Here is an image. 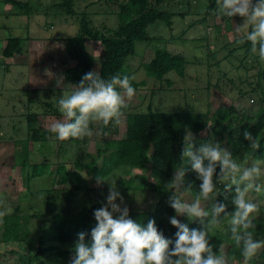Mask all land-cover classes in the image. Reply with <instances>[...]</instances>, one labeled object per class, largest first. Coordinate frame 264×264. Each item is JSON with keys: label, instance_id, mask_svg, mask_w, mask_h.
I'll return each mask as SVG.
<instances>
[{"label": "rangeland", "instance_id": "1", "mask_svg": "<svg viewBox=\"0 0 264 264\" xmlns=\"http://www.w3.org/2000/svg\"><path fill=\"white\" fill-rule=\"evenodd\" d=\"M15 1L27 2L28 6L21 9L12 1L0 0V207L12 209L5 215L9 217L6 227L19 240L7 243L3 236L4 221L0 223V264H69L74 244L54 240L60 225L56 216L69 203L70 218H73L91 202L105 204L110 187H116L121 193L129 212L150 208L155 201L156 196L150 191L126 190L125 181L130 176L121 170L113 172L98 186L96 177L84 166L81 171L77 170L84 185L80 190L75 189L81 183L79 180L61 184L62 174L51 175L60 165L65 166L61 172L76 171L77 161L100 166L102 159L97 154L101 147L104 149V140L125 137L126 114L118 125H91L92 136L73 143L56 140L54 133L47 143H31L30 163L47 164L44 166L47 170L44 176L30 181L28 171L18 164L22 145L15 142L27 140V115L37 110V102L49 100L58 105L63 93L73 91L63 77L65 68L74 64L66 54V42L79 33L82 19H88L91 27L108 33L119 26V5L128 0H73L75 13L71 15L61 6L66 0ZM210 8V0H163L158 10L176 14L172 26L164 21L150 25L147 29L150 39L136 42L135 54L127 59L123 72L137 86L135 96L127 101L129 111L151 109L199 114L210 125L197 135L200 144L208 139L222 142L220 136L208 138L218 110L228 112L232 107L236 110L232 114L234 118L237 114L255 116L264 108V62L249 52L251 47H245L246 43H236L243 37V32H237L243 18L223 16L217 4L212 12ZM50 35L61 43H55L54 47L51 42L45 45ZM11 38L21 39L23 52L8 59L3 55V48ZM87 46L97 58L94 70L99 72L104 59L101 42L89 40ZM158 50L184 55L189 62L186 76L180 78L172 72L164 82L148 76L143 65ZM59 77H63L61 87L56 83ZM62 120V115L44 116L40 124L51 132L50 125ZM238 160L242 162L243 157ZM145 175L152 181L150 170ZM51 188L55 191H45ZM101 188L103 191L98 193L97 189ZM183 198L191 202L194 196L185 194ZM250 199L264 210V192L250 193ZM263 215L260 212L259 216ZM15 225H20L16 231ZM224 254L228 264H246L242 259H232L226 246Z\"/></svg>", "mask_w": 264, "mask_h": 264}, {"label": "trees", "instance_id": "2", "mask_svg": "<svg viewBox=\"0 0 264 264\" xmlns=\"http://www.w3.org/2000/svg\"><path fill=\"white\" fill-rule=\"evenodd\" d=\"M8 1H12L21 9L28 6L27 2ZM162 1L128 0L127 3L119 5L117 15L120 24L116 29L108 31V33L91 27L89 20L83 18L80 23L79 33L69 38L66 42V54L74 64L68 65L63 72L65 83L69 86L78 85L84 74L89 71H95L97 58L88 51L87 43L89 40H99L104 50V59L101 62L99 71L100 75L104 79L115 75L124 76L123 72L127 59L135 54L136 42L150 39L147 33L148 27L158 21H164L170 27L172 26V19L176 14L159 11L158 7ZM210 2L212 12L216 8V0H210ZM61 6L66 8L68 14L75 13L73 0H66ZM245 45V47H251L250 42H246ZM22 50L21 39L11 38L3 48V55L5 58L11 59L16 55H20L23 52ZM188 63L187 58L182 54L158 50L154 58L143 66L148 76L164 82L168 80L167 76L172 72L176 73L180 78H184L187 74ZM262 75L264 78V70ZM131 84L134 89L137 87L134 82ZM29 107H32V105L30 104ZM124 112L127 119L126 135L122 139L104 140V149L101 147L97 154V157L102 159L100 166L97 163L85 165L77 161L75 165L76 171L61 172L65 166L60 165L56 171L57 173L51 172V175L62 174L61 184H66L69 181L78 183L77 180H79L81 183L75 185V189L80 190L83 189L84 185L77 170L81 171L84 166L89 168V174L94 175L96 178L102 177L103 181L116 170L123 171L127 176H130L128 181H125L126 190L150 191L156 196L150 208L137 212L131 211L129 212L130 218L144 225L147 224L149 219H154L156 226L164 234L165 238L174 241L177 229L170 224L169 218L174 216L175 212L169 205L171 193L165 190V186L173 179L174 170L180 164L186 131L192 132L196 146L199 147L200 140L197 135L210 127L209 122L193 112H155L151 109L146 112H132L129 111L128 107L124 109ZM235 112L236 110L232 107L228 112L221 109L218 110L214 115V124L209 130L208 138L220 136L222 143L226 142L225 147L232 152L235 159H238L242 158L243 154L248 150L247 142L243 139V132L248 130L261 139V146L254 154L255 157L257 159L264 158V108L261 107L255 116L237 114L233 118L232 114ZM44 116H61V113L57 105L49 100L37 102V110L33 109L27 115V140L15 142L16 145H22V153H19L18 164L28 171L29 181L31 178L44 176L47 170L44 167L47 164H31L29 160L31 143H47L50 141L52 132L47 131L40 124V118ZM76 141L77 139H70L63 141V143ZM138 170L142 171V173H133ZM147 170H150L152 174V181L145 175ZM217 172H219V169H217ZM184 179L185 187L188 185L192 186L191 192L186 194H191L195 197L199 190L200 181L190 166L186 168ZM137 183L138 185H136ZM220 188L222 194L217 197V200L225 203L229 212L233 211L234 207L231 204V199L234 195V189L233 192H224L223 186H220ZM45 191L50 192L55 191V189L51 188ZM97 191L101 193L103 188L97 189ZM69 205L56 216V220H58L60 225L57 226L54 240L75 244L78 238L77 234L86 232L88 233L86 243H90L91 229L96 223L93 213L102 204L91 202L89 206H84L81 212L73 218H70L72 209ZM18 212L19 207L14 214L17 215ZM260 212L264 214V210L261 208ZM8 218L7 216L3 218V236L7 243L12 242L13 239L19 240V237L10 234L11 231L7 229ZM178 219L182 223L187 224L190 229L200 228L199 221L189 222L186 216L178 217ZM254 222L256 224L254 237L257 240H264V215L259 216ZM19 228L20 225H15V231ZM230 237L231 233L228 230L227 222H225L224 231L215 230L211 232L209 239L214 252L217 254L224 253L226 246L227 254H230L232 259L239 258L244 260L241 250L235 247L234 241ZM247 264H264V249H261L258 255L248 261Z\"/></svg>", "mask_w": 264, "mask_h": 264}, {"label": "clouds", "instance_id": "3", "mask_svg": "<svg viewBox=\"0 0 264 264\" xmlns=\"http://www.w3.org/2000/svg\"><path fill=\"white\" fill-rule=\"evenodd\" d=\"M216 4L223 16L243 18V25L237 26V32H243V37L236 43L250 42L251 54L264 62V0H255V3L254 0H216ZM56 83L61 87L63 77L57 78ZM72 87L73 91L63 93L58 99L63 120L50 125L59 141L90 137L91 125L95 123L105 127L112 123L118 125L125 115L127 101L136 94L129 76L104 79L98 71L87 72ZM243 139L248 150L241 162L216 139L197 147L192 132L186 131L180 164L165 186L171 193L169 205L175 212L169 218L177 229L174 241L165 238L154 219H149L146 225L131 219L123 196L116 187H110L106 203L93 213L96 223L91 229V242L86 243L88 233H78L69 264H228L226 254L214 252L209 239L211 232L224 231L225 222L231 240L247 264L264 249V240L254 237V221L260 215V205L250 199V193L264 192V160L254 155L261 146L260 137L245 130ZM189 166L200 181L191 202L183 198L192 190L191 185L185 187L184 179ZM96 182L99 186L104 181L97 177ZM218 185L223 186L224 192L234 189L233 211L229 212L228 206L217 200L222 194ZM11 211L0 207V223ZM182 216L189 222L199 221L200 228L190 229L178 219Z\"/></svg>", "mask_w": 264, "mask_h": 264}, {"label": "crops", "instance_id": "4", "mask_svg": "<svg viewBox=\"0 0 264 264\" xmlns=\"http://www.w3.org/2000/svg\"><path fill=\"white\" fill-rule=\"evenodd\" d=\"M47 39L48 40H45L46 41V44L45 45H47L48 42H51L52 45H53V47H54L55 43H61V40L60 39L57 38V40H56V38L54 36H52V35H50V37H48ZM24 71H26V70H24Z\"/></svg>", "mask_w": 264, "mask_h": 264}]
</instances>
